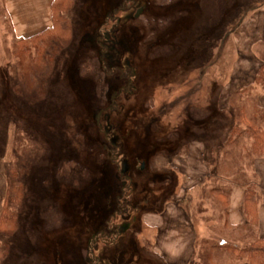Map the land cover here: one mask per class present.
<instances>
[{
  "label": "rangeland",
  "instance_id": "obj_1",
  "mask_svg": "<svg viewBox=\"0 0 264 264\" xmlns=\"http://www.w3.org/2000/svg\"><path fill=\"white\" fill-rule=\"evenodd\" d=\"M4 2L0 160L6 177L17 159L26 193L18 229L0 236L1 264H195L205 242L247 239L245 222L225 218L233 187L264 194V158L247 155L244 136L226 140L242 109L264 114V0H77L72 41L41 73L37 102L14 91L18 37ZM24 2L10 8L15 23L35 26L45 2ZM18 124L44 145L25 162Z\"/></svg>",
  "mask_w": 264,
  "mask_h": 264
},
{
  "label": "trees",
  "instance_id": "obj_2",
  "mask_svg": "<svg viewBox=\"0 0 264 264\" xmlns=\"http://www.w3.org/2000/svg\"><path fill=\"white\" fill-rule=\"evenodd\" d=\"M76 2L77 0H52L50 26L26 37L18 38L14 44L13 53L20 60L19 69L15 70L20 74L18 77L20 79L15 84L14 91L17 95L24 96L29 102H37L46 96L45 86L40 82L41 73L53 66L55 60L72 41L69 12ZM255 79L257 82L264 83V65L258 69ZM242 113L243 109L230 127L226 142L232 141L235 137L244 136L251 141L247 155L264 158V126L262 125L264 114L259 109L250 116H243ZM43 146L34 142L23 131L20 124L16 125L13 151L18 159L26 161L27 158H31L34 149ZM20 167L16 159L10 162L6 171L7 189L0 213V236L4 239L12 236L18 229V215L26 193L24 185L18 180L22 169ZM24 172L27 173L28 169L26 168ZM262 202H264V194L254 185H244L241 211L245 218L244 228H247L246 231L249 234L247 239L241 235V238L232 243L222 239L216 243L205 242L206 248L200 253L198 260L194 261L195 264H218V262L222 264L227 259H233L234 262L244 260L245 264H264V236H260L258 230L256 231ZM7 251V244L0 241V264L6 257ZM223 251L227 254L225 259L217 256ZM192 260L188 264H191Z\"/></svg>",
  "mask_w": 264,
  "mask_h": 264
},
{
  "label": "crops",
  "instance_id": "obj_3",
  "mask_svg": "<svg viewBox=\"0 0 264 264\" xmlns=\"http://www.w3.org/2000/svg\"><path fill=\"white\" fill-rule=\"evenodd\" d=\"M5 2V6L8 8V12L11 16V24L15 31V35L19 38V37H26L30 34H33L35 32H38L42 29H45L47 28L48 26H50V3L52 2V0H44L45 2V6L47 7L46 8V12H45V8H44V5H43V10H42V13H41V19H36V27L35 26H29L27 24V22L23 21L21 23L20 26H18L16 23H15V16H14V13L11 12L10 8L13 7V6H21V2L24 0H14V2L12 3L13 0H4ZM29 1V0H28ZM25 4V2H24ZM23 17V16H22ZM36 17H39V16H36ZM18 20V18H17ZM20 21V19H19ZM40 23L43 24L42 27H40ZM35 27V28H34ZM34 28L36 31H34L33 33H30V34H26V32H28L29 29H32ZM6 188H7V182H6V177H5V170L3 169L2 167V162L0 160V213H1V210H2V205H3V201H4V198H5V194H6ZM242 189L240 191V188L235 186L233 187L232 189V193H231V197H230V201H229V208L227 209V218L225 222H229V224L233 225V226H236V228L238 227H242L243 223L245 222L244 219H243V215L241 213V203H242ZM261 211V210H260ZM189 224V223H188ZM180 228H181V231H182V227H177V228H168L170 231H171V235L173 237H176V233L179 234V231H180ZM260 231H261V227L259 228ZM157 242H159L158 240V236L156 238V248L159 247L157 245ZM171 247H173V244H170ZM160 252H162L161 249H159ZM173 250V248H172ZM175 255H177V253H175L174 255L172 254L171 257H175ZM169 257V256H168ZM167 257V259H168ZM182 257V256H180ZM178 258L176 257V259H173L171 260L172 262H178V261H181L180 259L181 258ZM187 260V259H185ZM183 262V261H181ZM235 264H245L244 262H234Z\"/></svg>",
  "mask_w": 264,
  "mask_h": 264
},
{
  "label": "flooded vegetation",
  "instance_id": "obj_4",
  "mask_svg": "<svg viewBox=\"0 0 264 264\" xmlns=\"http://www.w3.org/2000/svg\"><path fill=\"white\" fill-rule=\"evenodd\" d=\"M113 26H115V24H113ZM106 33V36H107V32H105ZM105 45V44H104ZM128 66V65H127ZM130 79L129 78H127V82L128 83H130V81H129ZM125 166H126V164H124V167H123V169L125 168ZM126 170H127V167H126ZM123 171V170H122Z\"/></svg>",
  "mask_w": 264,
  "mask_h": 264
},
{
  "label": "water",
  "instance_id": "obj_5",
  "mask_svg": "<svg viewBox=\"0 0 264 264\" xmlns=\"http://www.w3.org/2000/svg\"><path fill=\"white\" fill-rule=\"evenodd\" d=\"M141 11V10H140ZM139 14V12L136 14V15H138ZM126 171V166H125V168L123 169V171L122 172H125Z\"/></svg>",
  "mask_w": 264,
  "mask_h": 264
}]
</instances>
